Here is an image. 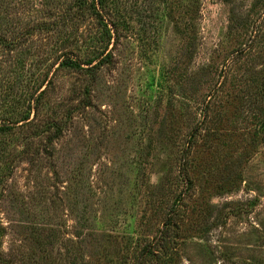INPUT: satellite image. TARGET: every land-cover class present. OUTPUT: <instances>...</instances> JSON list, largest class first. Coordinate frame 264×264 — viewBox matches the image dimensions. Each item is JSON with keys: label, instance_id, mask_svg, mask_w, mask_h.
Instances as JSON below:
<instances>
[{"label": "rangeland", "instance_id": "obj_1", "mask_svg": "<svg viewBox=\"0 0 264 264\" xmlns=\"http://www.w3.org/2000/svg\"><path fill=\"white\" fill-rule=\"evenodd\" d=\"M77 1H0L7 37L22 33L0 63L23 59L27 87L47 74L40 118L64 122L0 184L6 264H134L145 245L148 264H264V0H109L94 79L59 65L107 44Z\"/></svg>", "mask_w": 264, "mask_h": 264}, {"label": "trees", "instance_id": "obj_2", "mask_svg": "<svg viewBox=\"0 0 264 264\" xmlns=\"http://www.w3.org/2000/svg\"><path fill=\"white\" fill-rule=\"evenodd\" d=\"M108 2L109 0H92L90 4H88L87 0H78L75 3L78 9L82 10L87 7L88 10L92 11L93 15L96 16L100 25L103 27L101 33L102 39L106 40L107 44L106 46L102 47V49L96 48L94 45L92 51L94 54L90 57H81L73 51H66L62 55L63 58L59 64L60 66L69 70L85 71V73L89 74L90 77L94 79L97 75V70L100 69L102 65L111 63L112 52L111 50H108V45L116 34H113L112 28L109 27V24L105 21L104 14H102V10L108 6ZM0 13H4V11L2 10ZM0 17L1 22V20H3L5 17ZM38 25L43 30L48 29L47 24L41 23ZM260 31L259 34L256 33L257 36L260 35ZM17 32L18 31H15V33ZM34 32H36L34 29H28L24 32V35L28 37ZM18 34L8 38L6 31L2 26H0V62L3 60V57L7 54V52L16 50L19 46L18 38L20 39L22 33L18 32ZM253 45H249L250 48H252ZM2 65L3 64L0 63V111L2 114L5 113V116H0V137L12 136L14 133L13 131L17 128L33 127L34 129L30 134L22 136L21 143L19 144L20 146L17 145L15 147L14 145L13 148H10L8 143H6L4 146H0V157L4 158L3 161H5L6 164V167L0 166V184L3 183L5 174H7V176L11 175L16 163L19 161L26 159V157L30 159V162H35L37 160L35 156L29 157V146L32 147L31 144L33 140L31 139V136L35 137L36 135L42 136L49 134L47 141L49 145H54V143L62 137L64 131L63 117L57 116L56 112L53 114V112L49 111L47 112V117L45 119L40 118V110L44 107L49 108V103L46 101L47 94L49 92V86L47 85L46 81H51L47 80V74H44V77L41 79L38 86H35L34 83L27 87L26 85H22V81L20 80L23 78L22 72L24 71L23 68L25 67L23 59L22 61L18 60L16 63H9V67ZM19 66L21 67L17 74L16 69ZM88 92H90L89 88L85 91V96L82 103H86L88 101ZM16 94L18 96H16ZM202 129L204 128L200 127V125L195 127L193 129V133L190 134V137L195 140L197 137V132H200ZM183 180L187 181V187L191 188V180L189 178H185ZM180 193L184 192L181 191ZM179 197L181 198V194ZM172 221H174V219L172 220L171 217H168L165 220V228L164 230H161L162 233L165 232V230L170 229ZM4 230L5 228L0 222V246L2 243ZM145 247L146 245L141 250L140 256L134 264H148L146 259L145 261L142 259ZM149 252L152 251L148 250L147 248V253ZM147 253H145L146 257L149 256ZM7 262L9 261L0 251V264H6Z\"/></svg>", "mask_w": 264, "mask_h": 264}]
</instances>
